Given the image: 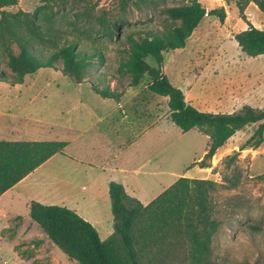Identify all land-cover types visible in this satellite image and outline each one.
<instances>
[{
    "label": "rangeland",
    "instance_id": "obj_1",
    "mask_svg": "<svg viewBox=\"0 0 264 264\" xmlns=\"http://www.w3.org/2000/svg\"><path fill=\"white\" fill-rule=\"evenodd\" d=\"M198 1L208 9L224 8L226 19H203L184 49L164 54L163 71L200 111L230 113L244 105L264 109V54L249 57L235 40L250 24L264 30V12L247 0ZM134 2L138 7L132 4L126 10L120 0L69 2L55 8L66 16L65 21L57 22L65 33L63 41L76 40L82 50L101 53L104 60L91 68L93 72L118 79L126 89L120 111L115 102L107 103L97 95L91 83L81 86L59 69L44 68L20 85L0 82V141H69L67 155L92 159L94 167L89 168L58 157L35 175L30 193L42 204L76 211L93 224L104 241L114 234L109 181L123 185L119 180L123 177L129 186L123 185L127 195L143 205L180 177L217 182L212 202L218 226L207 263L264 264V181L260 179L264 175V139L258 148L248 143L258 125L237 132L212 159H204L209 136L198 129L182 132L170 118L168 98L146 90L148 76L139 86L129 87L130 76L119 71L127 57L124 50L129 47L128 36L161 33L169 22L163 10L187 3ZM44 3L19 0L6 10L33 13ZM78 13L91 18H82L74 30L68 23ZM101 16L111 23H121L120 38L115 30L105 31L94 21ZM89 20L93 23L88 24ZM14 48L17 50L16 45ZM147 61L157 67L153 58ZM0 67L10 72L6 65ZM105 85L100 83L99 87ZM104 112L109 119L98 124L97 116ZM147 128L150 130L144 134ZM25 201L17 191L0 199V264H77L31 220ZM173 244L147 250L145 261L188 264L187 252L180 244Z\"/></svg>",
    "mask_w": 264,
    "mask_h": 264
},
{
    "label": "trees",
    "instance_id": "obj_2",
    "mask_svg": "<svg viewBox=\"0 0 264 264\" xmlns=\"http://www.w3.org/2000/svg\"><path fill=\"white\" fill-rule=\"evenodd\" d=\"M18 1L0 0V65L10 70L7 72L0 67V82L20 85L40 69L55 68L77 83H91L101 97L119 102L126 92L120 81L91 69L103 62L102 54L82 50L79 41H63L65 33L57 26L66 16L61 10H55L56 7L91 0H45L33 13L6 10L16 6ZM184 1L185 5L163 10L169 22L161 33L149 31L128 36L129 47L124 50L127 57L120 64V73L130 76L129 87L139 86L148 76L146 90L168 98L170 118L182 132L198 129L209 136L204 159H212L237 132L252 124L258 127L248 143L258 148L264 139V109L244 105L230 113L200 111L163 71L164 54L184 49L203 19L211 16L222 22L226 19L224 8L208 9L198 0ZM247 2H254L264 12V0ZM120 3L123 10L132 4L138 7L134 0H120ZM241 10L244 13L243 6ZM84 17L91 18L89 14L78 13L68 24L77 30ZM94 21L105 31L115 30L120 38V22L111 23L104 16ZM90 23L92 20L88 21ZM235 40L249 57L264 54L263 29L250 24ZM148 58H153L157 67H152ZM100 83H106L105 87L100 88ZM67 146L66 141H0V197L53 156L65 155ZM260 179L264 181V175ZM217 187V182L211 180L180 177L155 200L143 205L130 198L123 185L112 182L114 234L106 241L93 224L67 207L31 201L29 215L53 244L77 264H148L145 261L147 250L174 245V242L187 252L188 264H208L210 243L218 226L212 202V193Z\"/></svg>",
    "mask_w": 264,
    "mask_h": 264
},
{
    "label": "crops",
    "instance_id": "obj_3",
    "mask_svg": "<svg viewBox=\"0 0 264 264\" xmlns=\"http://www.w3.org/2000/svg\"><path fill=\"white\" fill-rule=\"evenodd\" d=\"M80 85L81 86H83V84H81L80 83ZM85 85V84H84ZM137 87V86H136ZM137 89V88H136ZM96 93V92H95ZM126 93V92H125ZM125 93H124V95L123 96H125ZM97 94V93H96ZM98 95V94H97ZM100 96V95H99ZM123 96L121 97V99L119 100V102L118 101H116V100H114V99H108V98H103L104 99V101H106L107 103H111V101H113V102H115V104H116V107H118V109H119V111H120V108L122 107V98H123ZM101 97V96H100ZM122 115V114H121ZM97 118H98V120H97V123L98 124H101V123H103L104 121H106V120H108L109 119V117H108V113H106V112H104L103 114H99L98 116H97ZM150 130V128H147V130H145L144 131V134L146 133V132H148ZM85 133H87V132H85ZM50 141H52V140H50ZM66 142H68V146L66 147V149L67 148H69L70 147V145H71V142H69V141H66ZM135 143V140L133 141V142H131L130 144H127V145H123L124 146V149H122V151L123 150H125V149H127L129 146H131L132 144H134ZM66 149H65V151H66ZM82 154H84V152L82 151ZM58 157H62L61 159H63V160H65V161H70V163H73V161H76V162H79V163H81V164H83V165H85V167H94V165L92 164V162H91V160L92 159H90V161H86L84 158H86V156H84V157H78V158H80V159H77V158H75V157H72V156H70V155H67L66 154V152H65V155H60V154H58V155H55V156H53L51 159H49L47 162H45L42 166H40L38 169H36L34 172H32L31 174H29L27 177H25L20 183H18L16 186H14L12 189H10L8 192H6L3 196H1L0 197V199H2L5 195H7L8 193H10V192H14V191H17V193L18 194H20L21 193V195L24 197V199L26 200L25 202L28 204L29 202H31V201H36V202H39V203H41L42 201H41V199H39V198H37L35 195H32L31 193H30V186H31V184H32V182L33 181H35V175H37L40 171H42L43 169H45L46 170V168L55 160V159H59ZM63 160H61V161H63ZM94 162V161H93ZM103 170H105L104 169V167L102 168ZM122 173L123 174H126V170H123L122 171ZM55 177H57V176H55ZM57 179H60V178H58L57 177ZM119 180H121L122 182H123V185H125L126 186V188H128L129 186L127 185V182H125L124 183V179H123V177H122V179H119ZM66 181V180H65ZM111 182H115V180H112V181H109V184L111 183ZM120 182V181H119ZM116 183V182H115ZM133 188V187H132ZM135 188V187H134ZM83 189L84 190H87L88 188H85V187H83ZM26 191H28L27 193H25ZM114 232V231H113Z\"/></svg>",
    "mask_w": 264,
    "mask_h": 264
}]
</instances>
